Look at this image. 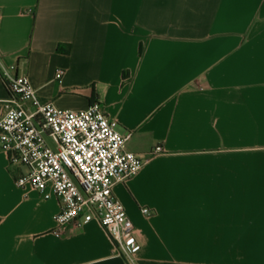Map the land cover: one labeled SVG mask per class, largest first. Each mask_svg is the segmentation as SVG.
I'll return each instance as SVG.
<instances>
[{
	"label": "crops",
	"instance_id": "0c3cea01",
	"mask_svg": "<svg viewBox=\"0 0 264 264\" xmlns=\"http://www.w3.org/2000/svg\"><path fill=\"white\" fill-rule=\"evenodd\" d=\"M0 62L59 108L99 101L148 158L114 188L130 263L95 220L56 235L61 200L0 150V264H264V0H0Z\"/></svg>",
	"mask_w": 264,
	"mask_h": 264
},
{
	"label": "built area",
	"instance_id": "2783aa9c",
	"mask_svg": "<svg viewBox=\"0 0 264 264\" xmlns=\"http://www.w3.org/2000/svg\"><path fill=\"white\" fill-rule=\"evenodd\" d=\"M64 73L58 68L56 79L61 80ZM0 81L8 90L0 99L4 106L0 150L20 168L16 184L61 200L56 235L68 225L80 227L95 220L134 263L143 242L114 191L148 160L126 148L131 132H121L118 121L106 114L99 101L82 109H63L43 100L17 64L0 62ZM141 212L147 219L156 215L148 206H142Z\"/></svg>",
	"mask_w": 264,
	"mask_h": 264
}]
</instances>
